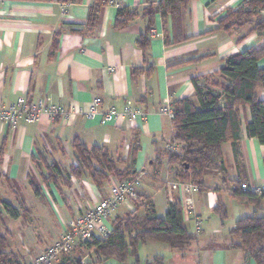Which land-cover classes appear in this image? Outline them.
Instances as JSON below:
<instances>
[{"label":"crops","instance_id":"obj_1","mask_svg":"<svg viewBox=\"0 0 264 264\" xmlns=\"http://www.w3.org/2000/svg\"><path fill=\"white\" fill-rule=\"evenodd\" d=\"M245 1H190L182 11L186 39L177 44H171L170 18L163 21L156 13L153 28L159 36L148 32L143 50L138 44L146 29L142 12L161 0H108L101 4L95 26L87 24L95 0H0V104L8 105L23 96L34 102L44 99L67 112L81 110L67 119L42 115L36 123L20 121L15 127L0 122V232L6 234L8 253L30 264L60 238L71 220L107 197L118 181L109 176L98 186L70 173L76 165L72 146L76 138L87 148L102 147L118 160L120 168L126 166L123 159L130 143H138L133 165L141 174L138 193L151 199L159 217H164L170 202L182 205L191 183L178 177V164L167 162L164 149L173 127L159 112L160 107L165 102L173 107L175 100L183 98L194 100L193 78L211 76L224 58L263 43L249 24L230 31L216 29L227 10ZM120 7L133 9L136 15L117 27ZM259 14L264 17V9ZM257 64L264 68V56ZM256 95L264 99V88L258 87ZM94 98L100 99L99 113L113 107L122 112L129 101L136 115L110 123H101L99 115L88 118L85 111ZM249 119V107L239 108L238 157L230 143H223L224 173L204 172L208 188L200 191L196 187L189 193L192 209H182L183 221L196 239L184 252L167 246L160 250L154 241L146 242L142 251L150 247L154 257H163L164 264H244L243 253L229 246V232L255 206L237 199L232 190L239 187L236 182L246 183L250 192L264 189V145L247 136ZM51 166L62 174L56 182L44 180ZM31 177L38 193L32 189ZM2 202L15 209L14 218L5 212ZM219 202L227 212L224 219L214 211ZM132 210V202L123 203L112 219ZM259 212L264 215V198ZM79 245L88 253L93 251L83 243L73 249ZM147 257L144 263L153 259Z\"/></svg>","mask_w":264,"mask_h":264},{"label":"trees","instance_id":"obj_2","mask_svg":"<svg viewBox=\"0 0 264 264\" xmlns=\"http://www.w3.org/2000/svg\"><path fill=\"white\" fill-rule=\"evenodd\" d=\"M106 1L108 0H95L89 8L87 20L89 26L96 25L99 8ZM190 1L192 0H161L155 7H146L142 12V16L146 17V29L139 38V46L143 50L146 48L147 33L154 26L156 13L163 21L167 17L171 20V44L185 40L182 32V11ZM262 9L264 0H246L240 7L226 11L219 19L216 29L230 31L249 24L252 26L251 31L263 38V43L224 58L221 66L211 76L193 78L194 100L183 98L172 103L173 118L170 121L173 133L169 143H178L180 148L177 151H170L165 145L164 154L169 164H178L180 167L178 177L196 185L200 191L208 188L203 180L204 172L216 170L224 173L221 166L223 143H230L235 158L239 155V108L247 106L250 110V119L245 125L247 136L256 138L264 145V99L256 95L258 87L264 88V68L257 64L264 56V17H259ZM135 15L136 11L133 9L118 8L116 26L125 25ZM200 79L202 82L198 83ZM130 145L129 152L123 159L126 166L120 168L117 165L118 160H113L102 147L87 148L76 138L72 143L76 165L71 167L70 173L86 178L98 186L109 176H114L118 181L132 178L138 174L134 171L133 165L139 146L138 143ZM43 176L45 181L56 182L62 174L57 166H51V170ZM34 183L31 177L32 189L38 193L37 185ZM237 183L239 187L232 190L233 195L239 200L254 204L255 211L234 222L229 232L231 237L229 246L243 253L244 264H264V215L259 212L264 189L260 194L247 189L241 191L242 182H236L234 185ZM131 201L134 210L112 219L111 232L107 238L95 237L81 242L95 252L98 257L95 262L114 258L122 264H142L138 254L141 244L154 241L172 250L184 252L196 239V233L184 225L180 201L170 202L164 217L156 215L153 202L144 194L137 193ZM2 207L11 218L16 216L15 209L8 203L2 202ZM214 211L221 219L227 217L226 209L220 202ZM130 258L133 260L129 261ZM0 264H22L18 255L7 252L4 232H0ZM59 264L86 263L66 257L62 258ZM144 264H164L163 257L156 256Z\"/></svg>","mask_w":264,"mask_h":264},{"label":"built area","instance_id":"obj_3","mask_svg":"<svg viewBox=\"0 0 264 264\" xmlns=\"http://www.w3.org/2000/svg\"><path fill=\"white\" fill-rule=\"evenodd\" d=\"M150 34L159 36V33L154 29H150ZM100 99L94 98L85 114L88 118H93L96 115L100 116L101 123H110L118 117L133 118L136 112L130 107L128 101L122 112L116 108H110L104 113H99ZM73 112L80 113V109H75ZM73 112L64 111L62 108L48 105L44 99L31 101L23 96L18 97L14 102L8 105L0 104V122L10 127H15L20 121L32 124L41 119L42 115L50 117L60 115L64 118H69ZM162 115L167 116L170 120L173 118V108L169 102H165L159 111ZM180 144L168 143L166 148L170 151H177ZM127 153L128 144H125ZM141 182V174L138 173L132 178H126L116 181L110 188V194L100 199L96 205L86 210L81 215H78L68 223L66 231L52 243L45 251L37 255L30 264H54L60 256L69 253L77 243L91 240L95 237L105 239L111 232L109 221L112 219L119 206L123 203L130 202L137 196ZM240 188L245 190L248 188L246 183H241ZM196 189V185H187V195L182 201V209L188 212L192 209L193 200L189 193ZM262 188H255L253 192L260 194ZM196 228H199L196 223ZM25 264L24 262H21Z\"/></svg>","mask_w":264,"mask_h":264},{"label":"rangeland","instance_id":"obj_4","mask_svg":"<svg viewBox=\"0 0 264 264\" xmlns=\"http://www.w3.org/2000/svg\"><path fill=\"white\" fill-rule=\"evenodd\" d=\"M180 148V146H179ZM132 202V201H130ZM140 212V211H139ZM155 243V245H158L159 249L161 250L162 247H166L164 244L162 243H159V242H153ZM143 245L144 244H141L139 249H140V254H139V250H138V254L139 256H141L142 260L141 262L144 264V261H145V256H148L147 258H154L155 254L153 255L152 253V249H150V247L148 248H145V252L144 250L142 251L143 249ZM81 247V248H80ZM75 248V247H74ZM79 250V251H78ZM77 251V252H76ZM175 252V251H174ZM152 254V255H151ZM159 254H162V252L160 251ZM164 255H166L167 253H163ZM70 258L74 261H82L83 263H86V264H122V263H119L116 259L114 258H108L107 260L103 261V262H95V259H97V255L95 254L94 251H92L91 253H88V250L85 249L84 246L82 245H79L78 249L75 250V249H72V251H70L67 256L66 255H62L58 258V260L54 263V264H59V262L61 261L62 258ZM172 258V257H171ZM168 259V257H167ZM170 261V260H169ZM252 264V263H251Z\"/></svg>","mask_w":264,"mask_h":264}]
</instances>
